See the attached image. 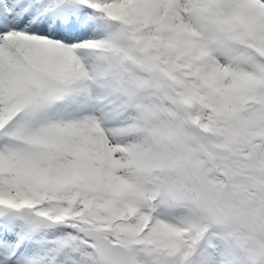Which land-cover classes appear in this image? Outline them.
<instances>
[{"label":"snow or ice","instance_id":"obj_1","mask_svg":"<svg viewBox=\"0 0 264 264\" xmlns=\"http://www.w3.org/2000/svg\"><path fill=\"white\" fill-rule=\"evenodd\" d=\"M0 264H264V0H0Z\"/></svg>","mask_w":264,"mask_h":264}]
</instances>
